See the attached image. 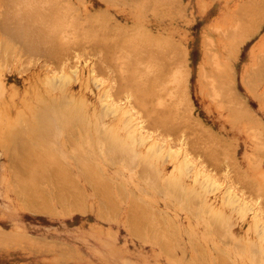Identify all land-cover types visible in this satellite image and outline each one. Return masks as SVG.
I'll use <instances>...</instances> for the list:
<instances>
[{
  "label": "rangeland",
  "instance_id": "rangeland-1",
  "mask_svg": "<svg viewBox=\"0 0 264 264\" xmlns=\"http://www.w3.org/2000/svg\"><path fill=\"white\" fill-rule=\"evenodd\" d=\"M53 1L39 3L53 5L50 13L42 7L48 14L44 21L29 23L39 22L42 31L32 29L35 35L29 28L35 35L28 41L32 45L26 42L27 48L19 39L10 49L2 45L7 30H1L0 0V229L6 233L0 232V264H264V73L255 72L259 55L264 59V0ZM236 27L255 32L230 55L224 47ZM178 48H185L187 61ZM214 50L222 59L230 55L231 86L246 111L233 110L232 91L212 94L207 76L209 69L216 70L213 63L208 68ZM59 80L67 81L64 87ZM70 97L83 101L84 125H48L35 118L47 106L55 104L52 109L59 110ZM111 106L117 112H106ZM102 128L110 129L131 151H109ZM17 140L32 145L22 156L36 161L35 166H20L26 160H19L22 153L17 151L23 145ZM33 147L41 159L36 154L35 160ZM90 165L96 169L93 176ZM36 173L40 178H33ZM170 178L183 191L199 194L201 203L196 201L199 195L193 202L172 195L165 186ZM75 182L80 193L74 192L79 189ZM34 191L42 194L35 197ZM53 191L56 197L67 195L56 201ZM45 195L55 213L23 209L27 196H32L30 203L41 204ZM67 196L64 210L58 203ZM70 201L84 212H69ZM213 213L221 222L211 220Z\"/></svg>",
  "mask_w": 264,
  "mask_h": 264
},
{
  "label": "bare ground",
  "instance_id": "bare-ground-1",
  "mask_svg": "<svg viewBox=\"0 0 264 264\" xmlns=\"http://www.w3.org/2000/svg\"><path fill=\"white\" fill-rule=\"evenodd\" d=\"M2 2H3V6L2 7H4V11L2 12L3 13V18H2V22H1V24H2V31H4L5 30V32H6V30H7V32L6 33H4V41H3V46L5 45L7 48H8V45H10L9 46V48L11 49L12 47H11V45H13V43H14V45H15V42L16 41H19V39H23L24 41H23V43H25L26 44V42H27V44H29L28 43V41H31V39H33V38H35V37H33V36H35L36 35V33H41L42 31H41V28L39 27L40 25H37L36 23L35 24H29V23H31V22H35L36 21V19L37 20H40V21H44V19L45 18H43V20H42V17H45V15L47 14V12H42V11H44V10H42V7H44V5H39V3L41 4L42 3V1H44V0H1ZM50 2H47V3H51V0H49ZM54 1H56V0H54ZM53 1V2H54ZM107 1V0H106ZM106 1L104 2L105 4H106ZM119 1V0H118ZM123 0H121V2H122ZM125 1V0H124ZM130 1V0H129ZM135 1V0H134ZM178 1V0H177ZM212 1V0H211ZM58 2H59V0H58ZM82 2V1H81ZM109 2H111V1H109ZM109 2H107V4H109ZM136 2V1H135ZM252 2V1H251ZM46 3V4H47ZM68 3V2H67ZM112 3V2H111ZM124 4H125V2H123ZM170 3V2H169ZM43 4V3H42ZM52 4H54V3H52ZM56 4V3H55ZM83 4V3H82ZM113 4H115L114 2H113ZM119 4H120V2H119ZM129 4H130V2H129ZM243 4V3H242ZM2 5V4H1ZM116 5V4H115ZM38 6H41V7H38ZM50 6H52L53 7V5H46V7H44V8H47L46 9V11H48L49 9L48 8H50ZM82 6V5H81ZM119 6V5H118ZM201 6V5H200ZM246 6V5H245ZM39 8V10L41 11V12H39V10L37 11L36 10V8ZM70 7V6H69ZM83 7V6H82ZM139 7V6H138ZM174 7V6H173ZM37 8V9H38ZM43 8V9H44ZM177 8V7H176ZM3 10V9H2ZM134 10V9H133ZM239 10H240V8H239ZM38 12L39 13H42V14H40V15H38ZM49 12V11H48ZM238 12V11H237ZM236 12V13H237ZM246 12V11H245ZM50 13V12H49ZM173 13V12H172ZM44 14V15H43ZM89 14V13H88ZM97 14V13H96ZM238 14V13H237ZM242 14H243V12H242ZM38 15V16H37ZM41 15H43V16H41ZM48 15V14H47ZM107 16V15H106ZM39 17L41 18V19H39ZM248 17V16H247ZM257 17V16H256ZM1 18V17H0ZM93 18H94V16H93ZM98 18H99V16H98ZM100 18H102L101 16H100ZM235 18V17H234ZM103 19V18H102ZM112 21H113V19H111ZM255 20H257V18L255 19ZM116 21V20H115ZM237 21V20H236ZM246 21V20H245ZM251 21V20H250ZM250 21H248V22H250ZM46 22V21H45ZM140 22H142V21H140ZM234 22H235V20H234ZM256 22V21H255ZM261 22V21H260ZM237 23V22H236ZM251 23H252V21H251ZM257 24H258V20H257V22H256ZM132 24V23H131ZM257 24H255V25H257ZM28 25H32V26H29L28 27ZM33 25H34V27H33ZM124 25H125V23H124ZM128 25V24H127ZM126 25V26H127ZM136 25L137 26H139L138 25V23L136 22ZM233 25H234V23H233ZM238 25V24H237ZM240 25V24H239ZM238 25V26H239ZM252 25V24H251ZM255 25H254V27H255ZM37 26V27H36ZM236 26V25H235ZM248 26H249V24H248ZM32 27V28H31ZM59 27V26H58ZM122 27V26H121ZM128 27V26H127ZM130 27V26H129ZM241 27H242V25H241ZM243 27H245V25L243 26ZM242 27V28H243ZM251 28L253 27V26H250ZM29 28H31L30 30L32 31V29H33V31H35L36 33H34L33 31H32V33L33 34H35V35H33V34H31V31L29 30ZM246 28H248V27H246ZM256 28V27H255ZM37 29H39L38 31H37ZM229 30H231V28H228ZM228 29H227V31H228ZM240 28H238V27H236L235 29H232L231 30V34L230 33H228L227 35V38H229L230 37V39H232V40H234V41H237L238 40V42H240V43H242L243 42V40H244V38L243 37H247V35H252L253 34V32H255V31H251L250 32V30L249 31H247L246 30V32L244 33V31L242 32V29H240L241 31H239V32H237V34L239 33V35H242L241 34V32L244 34V36L242 35V37L240 36V39H242L241 41H240V39H237V37H234V36H238L236 33V35L233 33V32H236L237 30H239ZM236 30V31H235ZM68 31V30H67ZM76 31V30H75ZM45 32V31H44ZM220 32V31H219ZM142 33V32H141ZM149 33V32H148ZM224 33H226V32H224ZM232 33H233V36H232ZM251 33V34H250ZM229 34H230V36H229ZM245 34H246V36H245ZM3 35V34H2ZM223 35V34H222ZM38 36H39V34H38ZM210 36V35H209ZM231 36H232V38H231ZM37 37V36H36ZM158 37V36H157ZM235 39H237V40H235ZM67 38V37H66ZM239 38V37H238ZM22 41V40H21ZM33 41V40H32ZM173 41V40H172ZM205 41V40H204ZM207 41V40H206ZM1 42V41H0ZM13 42V43H12ZM68 42H70V41H68ZM175 42V41H174ZM173 42V43H174ZM32 43V42H31ZM30 43V44H31ZM58 43V42H57ZM177 43V42H176ZM210 43V42H209ZM236 43V42H235ZM239 43V44H240ZM26 44V46H27V48L29 47L28 45ZM29 44V45H30ZM60 43H58V45H59ZM178 44V43H177ZM205 44H206V42H205ZM207 44H208V41H207ZM231 44V43H230ZM238 44V43H237ZM0 45H1V43H0ZM1 45V46H2ZM13 45V46H14ZM32 45V44H31ZM20 46V45H19ZM56 46H57V44H56ZM61 46V45H60ZM171 46H172V42H171ZM210 46H212V45H210ZM59 47V46H58ZM205 47V46H204ZM63 48H64V46H63ZM172 49V48H171ZM175 49H177V48H175ZM179 49V51L183 54V56H184V58H186L185 57V54H186V52H185V48H184V50L182 49V48H178ZM205 49H206V47H205ZM225 50H228V52H229V54L231 55L232 54V50L234 49V47L232 46L231 47V49H230V47L228 46V47H225L224 48ZM145 51V50H144ZM154 51V50H153ZM169 51H171V50H169ZM178 51V52H179ZM6 52V51H5ZM150 52V51H149ZM157 52V51H156ZM159 52H161V51H159ZM214 52V51H213ZM166 53V52H165ZM217 52H214V54H212L211 56L212 57H210L211 59L213 58H215L216 57V54ZM111 54V53H110ZM178 54V53H177ZM227 55V56H225L226 57V59L230 56V55ZM130 55V54H129ZM162 55V54H161ZM160 55V56H161ZM179 55H181L180 53H179ZM209 55V54H208ZM147 56V55H146ZM215 56V57H214ZM260 56L262 57V55H259V61L260 60H263V59H261L260 58ZM263 56H264V54H263ZM149 57V56H148ZM163 57H165L164 56V53H163ZM166 57H167V54H166ZM181 57H182V55H181ZM181 57H180V59H181ZM153 58V57H152ZM155 58V57H154ZM160 58H162V57H160ZM184 58L182 57V59L181 60H184ZM264 58V57H263ZM162 59H164V58H162ZM170 59V58H169ZM176 59V58H175ZM187 59V58H186ZM209 60V61H211L210 62V67H212V63H213V65L214 66H218L217 64H218V62L216 61L217 60V57H216V59H215V61L217 62V63H215L214 64V60ZM231 59V58H230ZM155 60V59H154ZM167 60V59H166ZM153 61V60H152ZM159 61H160V59H159ZM165 61V60H164ZM168 61V60H167ZM166 61V62H167ZM171 61H173V60H171ZM176 61V60H175ZM213 61V62H212ZM259 61H258V64H259ZM154 62V61H153ZM156 62H158V61H155V63ZM184 63H185V61H183ZM261 62V61H260ZM161 63V62H160ZM159 63V64H160ZM162 63H164V62H162ZM176 63V62H175ZM174 63V64H175ZM179 63V62H178ZM200 63V62H199ZM199 63H197V64H199ZM264 63V62H263ZM262 63V64H263ZM168 64H170V62L168 63ZM171 64L172 65H174L172 62H171ZM170 64V65H171ZM229 64V63H228ZM228 64L226 63V67H224L225 68V70H226V72H229V73H231L232 71L229 69V67H228ZM139 65V64H138ZM161 65V64H160ZM165 65V64H164ZM171 65V66H172ZM264 65V64H263ZM162 66V65H161ZM168 66V65H167ZM166 65H165V67H167ZM182 68H184V65H183V63H182ZM259 66V65H258ZM258 66H256V67H258ZM162 67H164V66H162ZM164 67V68H165ZM177 67V66H176ZM219 67V66H218ZM228 67V68H227ZM263 67V66H262ZM213 68V67H212ZM217 68V67H216ZM163 69V68H162ZM168 69V68H167ZM169 69H170V66H169ZM173 69V68H172ZM171 69V70H172ZM256 69V71L259 69V68H255ZM164 70H166V69H164ZM179 70V67H178V69H177V71ZM183 70V69H182ZM202 70V69H201ZM251 70V69H250ZM162 71V70H161ZM185 71V70H184ZM209 71V70H208ZM231 71V72H230ZM255 71V72H256ZM264 72V69L262 70L261 68H260V70L258 71V72H261L262 74H263V72ZM75 72V71H74ZM147 72V71H146ZM149 72V71H148ZM151 72H153V71H151ZM165 72L166 71H164V73H163V71H162V73L165 75ZM258 72H256V73H258ZM69 73V72H68ZM71 73V72H70ZM150 73V72H149ZM149 73H147V74H149ZM185 73H187V70L184 72V75H185ZM203 73V72H202ZM215 73L217 74V72H216V70H215ZM252 73V72H251ZM153 74V73H152ZM162 74V75H163ZM218 74H219V72H218ZM260 74V73H259ZM261 74V75H262ZM149 75H151V73L149 74ZM148 75V76H149ZM155 75V74H154ZM159 75H161V74H159ZM159 75H157V78H159V77H161V76H159ZM206 75V74H205ZM246 75V74H245ZM258 75V74H257ZM256 75V76H257ZM145 76H146V74H145ZM147 76V77H148ZM159 76V77H158ZM258 76H260V75H258ZM264 76V75H263ZM58 77H60V75L58 76ZM154 77V76H153ZM153 77H151L152 78V80L153 79H155L156 80V78H153ZM155 77H156V75H155ZM167 77V76H166ZM177 77V76H176ZM149 78H150V76H149ZM60 79V78H59ZM161 78H159V80H160ZM177 79H178V77H177ZM203 79V78H202ZM206 79H207V77H206ZM230 79V78H229ZM96 80V79H95ZM149 80V79H148ZM151 80V79H150ZM167 80V79H166ZM205 80V79H204ZM209 80L211 81L212 79H210L209 78ZM208 80V81H209ZM216 80V79H215ZM215 80H213V81H211V83H210V81H209V83L212 85V83L215 81ZM250 80V79H249ZM60 81L61 80H59V82H58V84L60 83ZM98 81V80H97ZM158 80H156V82H157ZM176 81V80H175ZM203 81V80H202ZM217 81V80H216ZM214 82L213 83V85L214 86H212V87H215V85H216V91H215V88L213 89V88H211V86H210V84H208L209 86H210V90H213L212 91V94L213 95H215V92H218V90H219V92H223L225 89L224 88H222L221 86H220V84H218L217 82ZM149 82V81H148ZM151 82V81H150ZM182 82H184V81H181V85H182ZM243 82H244V78H243ZM247 82V81H246ZM251 82V81H250ZM66 83H67V81H66ZM65 83V81H64V83H60V84H62L61 86L62 87H64V85L66 84ZM252 84L251 85H253V82H251ZM146 84V83H145ZM148 84V83H147ZM162 84V83H161ZM244 84H246L245 82H244ZM150 85V84H149ZM225 85V84H224ZM251 85H248V86H251ZM58 86H60V85H58ZM246 86H247V84H246ZM153 87V86H152ZM151 87V88H152ZM163 87V86H162ZM184 87V86H183ZM217 87H220L219 89H217ZM254 87V86H253ZM156 88H158V87H156ZM166 88V87H165ZM248 88V87H247ZM251 88H252V86H251ZM224 89V90H223ZM170 90V89H169ZM179 90V89H178ZM62 91V90H61ZM147 91H148V88H147ZM167 91V90H166ZM215 91V92H214ZM251 91V90H250ZM108 92V91H107ZM106 92V93H107ZM150 92V91H149ZM154 89H153V91L152 92H150V93H152V95H154ZM157 92V91H156ZM155 92V93H156ZM168 92V91H167ZM225 92V91H224ZM147 93V92H146ZM166 93V92H165ZM169 93V92H168ZM171 93V92H170ZM173 93V92H172ZM178 94V93H177ZM227 94V93H226ZM147 95H150V94H147ZM152 95H150V96H152ZM158 95H161V94H158ZM217 96L219 95V93L218 94H216ZM215 95V96H216ZM234 95V94H233ZM233 95H231L232 97H233ZM155 96H157L156 94H155ZM162 96V95H161ZM160 96V97H161ZM214 96V97H215ZM230 96V97H231ZM154 97V96H153ZM158 97V96H157ZM163 97V96H162ZM212 97V96H211ZM213 97V98H214ZM231 97V98H232ZM235 97V96H234ZM177 98V97H176ZM175 98V99H176ZM181 98V97H180ZM183 98V97H182ZM229 98V97H228ZM236 98V97H235ZM155 99V98H154ZM159 99V98H158ZM185 99V98H184ZM187 100H188V97L186 98ZM217 99V98H216ZM215 99V100H216ZM230 99V98H229ZM229 99H227V100H229ZM237 99V98H236ZM174 100V99H173ZM181 100V99H180ZM213 100V99H212ZM214 100V101H215ZM234 100V99H233ZM185 101V100H184ZM218 101V100H217ZM222 101H224V99L222 100ZM64 102V101H63ZM83 102V101H82ZM82 102H80V100H78V101H76L75 99H73V98H69L66 102H64L63 104H61V108L58 110V108H57V110L56 109H52L53 108V106H56L55 104H53L51 107L50 106H47V108H46V111L45 112H42L41 114L40 113H38V114H36V119L37 120H39V121H42V122H44L45 124H50V122H52V121H54L55 123H59L60 124V122H64L63 123V125L65 124V123H68V122H70L71 123V121H73L72 123H74V121H77L76 123L78 124V125H80V123H81V125H84L85 123L84 122H87L86 120H87V118H86V115H85V111H84V109L85 108H83V103ZM151 102H152V100H151ZM174 102H176V100L174 101ZM177 102H178V100H177ZM180 102H182V101H180ZM187 102H189V101H187ZM239 102V101H238ZM138 103V102H137ZM170 103H172V100L170 101ZM186 103V102H185ZM226 103H228V102H226ZM235 105H237V106H239L238 104H237V101L236 100H234V102H233ZM173 104V103H172ZM219 104V103H218ZM167 105H169V104H167ZM178 105V104H177ZM186 105H188L187 103H186ZM116 106V105H115ZM172 106V105H171ZM221 106V105H220ZM57 107V106H56ZM166 107V106H165ZM164 107V109H166ZM174 107V106H173ZM173 107H171V108H173ZM176 107H178V106H176ZM189 107V106H188ZM147 108V107H146ZM149 108V107H148ZM154 108V107H153ZM175 108V107H174ZM229 108V107H228ZM240 108H242V107H240ZM152 109V108H151ZM178 109V108H177ZM176 109V110H177ZM109 110H114L115 112H117V109L116 108H113L112 106H111V108H109L108 107V109H106V112L107 111H109ZM161 110V109H160ZM170 110H172L173 111V109H170ZM170 110H168L170 113H173V112H175V110L173 111V112H171ZM106 112L104 113V115H103V117L104 116H106ZM151 112V111H150ZM163 112H164V110H163ZM186 112V111H185ZM149 113V112H148ZM154 113V112H153ZM167 113V112H166ZM155 114V113H154ZM157 114V113H156ZM161 114V113H160ZM186 114V113H185ZM101 115V114H100ZM158 115V114H157ZM166 115V114H165ZM169 115V114H168ZM172 115V114H171ZM159 116V115H158ZM181 116V115H180ZM154 117V116H153ZM163 117V116H162ZM178 117V116H177ZM188 117V116H187ZM150 118V117H149ZM167 118V117H166ZM173 118V117H172ZM176 118V117H175ZM85 119V120H84ZM152 119V118H151ZM155 119H156V117H155ZM157 119H160V118H157ZM179 119V118H178ZM51 120V121H50ZM101 120H102V122L104 121V119H102L101 118ZM100 120V121H101ZM164 120V119H163ZM53 122V123H54ZM180 122V121H179ZM195 122H197V121H195ZM70 123H68V124H70ZM84 123V124H83ZM141 123V122H140ZM161 123V122H160ZM48 124V125H49ZM75 124V123H74ZM191 124V123H190ZM154 125V124H153ZM172 125V124H171ZM69 126V125H68ZM74 126V125H73ZM103 126H104V124H103ZM143 126V125H142ZM199 126H201V125H199ZM44 127V126H43ZM53 127V126H52ZM107 127V126H106ZM202 127H203V125H202ZM42 128V127H41ZM73 128V127H72ZM146 128V127H145ZM51 129V128H50ZM68 129H69V127H68ZM71 129V128H70ZM141 129V128H140ZM74 130V129H73ZM93 130V129H92ZM142 130V129H141ZM203 130V129H202ZM208 130V129H207ZM28 131H29V129H28ZM45 131H47L46 129H45ZM102 133H103V136H104V138H105V140L107 141V147H108V150L109 151H111V152H113V150L114 149H119V151L121 150V151H128V149H129V147L125 144V143H122V142H120L117 138H116V136H114L113 134V132L110 130V129H108V128H104V130H103V128H102ZM114 131V130H113ZM145 131H146V129H145ZM30 132V131H29ZM68 132V131H67ZM70 132V131H69ZM141 132V131H140ZM149 132V131H148ZM209 132V131H208ZM166 133H168V132H166ZM17 134L19 135V133L17 132ZM21 134V133H20ZM72 134H74V133H72ZM147 134V133H146ZM36 135V134H35ZM69 135V134H68ZM149 135V134H148ZM20 136V135H19ZM71 136V135H70ZM214 136V135H213ZM21 137V136H20ZM74 137V136H73ZM149 137V136H148ZM22 138H24L23 136H22ZM37 138V137H36ZM16 139V138H15ZM72 139V138H71ZM70 139V140H71ZM19 141H21L20 139H18ZM17 140V141H18ZM24 140V139H23ZM18 141V143H19V147L20 146H26V144L29 146L30 145V143H26L25 142V144H24V142H23V144H21V142H19ZM72 141H75V140H73L72 139ZM165 141V140H164ZM195 141V140H194ZM264 141V140H263ZM14 142V141H13ZM162 142V141H161ZM104 143V142H103ZM16 144L17 143H15V145H13V146H15L14 148L16 149ZM21 144V145H20ZM169 144V143H168ZM44 145V144H43ZM126 145V146H125ZM170 145V144H169ZM186 145V144H185ZM20 147V149L18 150V151H20V152H18L17 151V155H18V153L19 154H21V158L19 157V160L21 161H24L23 159H27L28 161H29V156H28V158H25V157H23L22 155H23V152H26L27 153V151H30L31 152V150H32V145H30V147H27V148H25V146L24 147ZM18 147V148H19ZM30 148H31V150H30ZM169 148H172V147H169ZM23 149H27V151H25V150H23ZM178 149V148H177ZM17 150V149H16ZM22 150H23V152H22ZM34 150H36V149H34V147H33V151ZM40 150H42V149H40ZM108 150H106V151H108ZM130 151H131V149H129ZM133 150V149H132ZM15 151V150H14ZM14 151L12 152V153H14ZM118 151V150H117ZM118 151V152H119ZM120 151V152H121ZM126 151V152H127ZM30 152L28 153V154H30ZM38 152V151H37ZM37 152L35 153V151H34V153L35 154H33L34 156V158H35V160H36V157H37V155L39 156V154H37ZM116 152V151H115ZM185 152V151H184ZM218 152V151H217ZM24 154L25 156L26 155H28V154ZM53 153V152H52ZM122 153V152H121ZM170 153V152H169ZM11 154V153H10ZM37 154V155H36ZM125 154V153H124ZM14 156L16 155V154H13ZM31 155V154H30ZM13 156V157H14ZM120 156V155H119ZM130 156V155H129ZM132 156V155H131ZM203 156V155H202ZM17 157V156H16ZM27 157V156H26ZM40 157V159L42 158L41 157V155L39 156ZM39 157H37V158H39ZM118 157V156H117ZM15 158V157H14ZM31 158V157H30ZM116 157H114V159H115ZM126 158V157H125ZM137 158L138 159H140L141 161H139L140 162V164H142V165H146V161L147 160H143V156L142 155H137ZM18 160V161H19ZM24 161L23 162V164L22 163H20V166L22 165V167L23 168H28L27 166H29L30 168L32 167V165H29V164H33L34 163V165L33 166H35V162L33 161V163H30L31 162V160L32 159H30V162H28V161ZM34 160V159H33ZM38 160V159H37ZM16 161V160H15ZM14 161V162H15ZM17 161V162H18ZM43 161H45V160H43ZM53 161V160H52ZM220 161V160H219ZM17 162H16V164H17ZM26 162V163H25ZM38 162V161H37ZM49 162V161H48ZM138 162V163H139ZM142 162V163H141ZM190 162V161H189ZM204 162V161H203ZM28 163V164H27ZM41 163V162H40ZM45 163V162H44ZM53 163V162H52ZM43 164V163H42ZM10 165V164H9ZM13 165L14 164H12V167H13ZM19 165V164H18ZM40 165V164H39ZM53 165V164H52ZM86 165V164H85ZM25 166V167H24ZM87 166V165H86ZM89 166V165H88ZM91 166V165H90ZM140 166V165H139ZM147 166V165H146ZM17 167V166H16ZM15 167V168H16ZM20 168V170H19V172H22L21 171V169H23V168ZM56 167V166H55ZM144 167V166H143ZM50 168V167H49ZM93 168V169H92ZM152 168H153V166H152ZM13 169H14V167H13ZM18 169V168H17ZM34 169V168H33ZM36 169V168H35ZM38 169V168H37ZM41 169V168H40ZM39 169V170H40ZM46 169H47V167H46ZM154 169V168H153ZM152 169V170H153ZM24 170H26V169H24ZM82 170V169H81ZM88 170H90V172L91 171H94L95 170V172H96V169L94 168V167H90V169L88 168ZM87 169L86 170H84V172L86 171H88ZM15 171V170H14ZM17 171V170H16ZM33 171H35V170H33ZM41 171V170H40ZM59 171V170H58ZM62 171V170H61ZM150 171V170H149ZM154 171V170H153ZM50 172V171H49ZM89 172V173H90ZM98 172V171H97ZM141 172H142V170H141ZM18 173V172H17ZM24 173H27V172H25V171H23V173H20V174H23L24 175ZM30 173V172H29ZM52 173V172H51ZM61 173V172H60ZM92 173L93 172H91V175H92ZM19 174V173H18ZM41 174V173H40ZM45 174V173H44ZM65 174V173H64ZM83 174H85V173H83ZM145 174V173H144ZM15 175H16V173H15ZM23 175H21V176H23ZM26 175V174H25ZM28 175V174H27ZM31 175H32V173H31ZM35 176L33 177V178H35L36 177V175H37V178L39 177L40 178V175L38 176V173H36V174H34ZM18 176V175H17ZM45 176V175H44ZM58 176V175H57ZM72 176V175H71ZM70 176V177H71ZM88 176H89V174H88ZM93 176V175H92ZM91 176V177H92ZM146 176V175H145ZM150 176V175H149ZM155 176V175H154ZM48 177V176H47ZM55 177V176H54ZM85 177L87 178V175L85 174ZM90 177V176H89ZM90 177V178H91ZM94 177H95V179H97L98 178V176H96V173H95V175H94ZM93 177V178H94ZM101 179H102V177L101 176H99ZM15 178V177H14ZM30 178H31V180L33 181V178H32V176H30ZM65 178V177H64ZM68 178V177H67ZM72 178V177H71ZM86 178H85V180H86ZM100 178H99V181H100ZM16 179V178H15ZM19 179V178H18ZM20 179H22L21 177H20ZM48 179V178H47ZM54 179V178H53ZM57 179V178H56ZM73 179V178H72ZM71 179V181L74 183V179L72 180ZM92 179V178H91ZM95 179H92V180H94L95 181ZM216 179V178H215ZM25 180H26V178H25ZM27 180H29V179H27ZM35 180V179H34ZM63 180H65V179H63ZM166 180V179H165ZM174 180V179H173ZM171 178H170V180L169 181H171V182H168V181H166L165 183H166V188H168V190H169V192L172 194V195H174L175 197H177V198H183V197H185V199L186 200H189V201H194V199H196L197 198V196L199 195V194H197L196 192H194L193 190H187V191H183L181 188H180V186H179V184H178V182H176V181H173ZM20 181V180H19ZM31 181V182H32ZM36 181V180H35ZM66 181V180H65ZM64 181V182H65ZM68 182L70 181L69 180V178H68V180H67ZM88 181V180H87ZM91 181V180H90ZM89 181V182H90ZM24 182H26V181H24ZM23 182V183H24ZM95 182H98L97 180L95 181ZM102 183H104V180H102L101 181ZM100 182V183H101ZM168 182V183H167ZM17 183V182H16ZM34 182H32V184L30 183L29 185H30V188H31V190H32V187H34L35 185L33 184ZM61 183V182H60ZM92 183V182H91ZM94 183V182H93ZM214 183H215V181H214ZM18 185H19V183H17ZM25 184V183H24ZM47 184V183H46ZM53 184H54V182H53ZM53 184H51V185H53ZM71 184V182L69 183V185ZM87 184V183H86ZM97 184V183H96ZM26 185V184H25ZM29 185L27 186V187H29ZM32 185V186H31ZM41 185H42V183H41ZM55 185V184H54ZM53 185V186H54ZM61 185V184H60ZM67 185V184H66ZM73 185V184H72ZM74 185H76L77 186V188H79V186L77 185V183L75 182V184ZM94 185H95V183H94ZM105 185V184H104ZM103 185V186H104ZM20 186V185H19ZM26 187V186H25ZM24 187V188H25ZM27 187L25 188L27 191L28 190H30V188L29 189H27ZM38 187V186H37ZM59 187V186H58ZM60 187H63L62 185L60 186ZM59 187V188H60ZM73 187V186H72ZM118 187V186H117ZM158 187V186H157ZM230 187V186H229ZM18 188H21V187H18ZM39 188V187H38ZM57 188V187H56ZM64 188V187H63ZM62 188V189H63ZM66 188V187H65ZM94 188V187H93ZM97 187H95V189H96ZM22 189V188H21ZM35 189V188H34ZM55 189V188H54ZM58 189V188H57ZM67 189H68V187H67ZM73 189H76V188H73ZM105 189V188H104ZM108 189V188H107ZM106 189V191H108ZM25 190V191H26ZM30 190V191H31ZM36 190H38V189H36ZM80 190V188L77 190H74V192L75 191H79ZM26 191V192H27ZM57 191V190H56ZM59 191V190H58ZM69 191H71L70 189H69ZM105 191V190H104ZM39 192V191H38ZM38 192L36 193V194H38ZM52 192V191H51ZM63 192H64V190H63ZM237 192V191H236ZM25 193V192H24ZM34 193H35V191L33 192V195H34ZM40 194H42V191H40L39 192ZM43 193H44V191H43ZM53 193H54V191H53ZM59 193V192H58ZM79 193H80V191H79ZM107 193V192H106ZM106 193H103V194H106ZM234 193V192H233ZM26 194V193H25ZM35 194V195H36ZM121 194V193H120ZM237 194V193H236ZM26 195H28V192H27V194ZM34 195V196H35ZM44 195V194H43ZM50 195V194H49ZM54 195H55V193H54ZM59 195H61L60 193H59ZM57 196V197H59L58 198V200L56 199L57 197H56V195H55V197H53L54 198V200L56 199V201H61L60 200V196ZM66 195H67V191H66ZM66 195H61L62 197H61V199H63L64 198V196H66ZM70 195H71V193H70ZM76 195V194H75ZM81 195H82V193H81ZM97 195V194H96ZM170 195V194H169ZM23 196V195H22ZM39 196V195H38ZM68 196H69V193H68ZM68 196H67V200H65V201H62V202H59L58 204H60L61 205V208L62 209H64L63 208V206L64 205H62V203L64 204V202H68ZM74 196V195H73ZM77 196V195H76ZM101 196H103V195H101ZM173 196V197H174ZM200 196V195H199ZM238 196V195H237ZM28 197V198H27ZM26 198L27 199H24L25 201V203L23 204L24 205V207H23V209H26V210H28V211H32L33 213H36V211H39V212H41V213H43L42 212V210L45 212V211H47L46 210V208L47 209H49L47 212L48 213H52V207H50L51 208V211H50V208H49V206H51L50 204L48 205V203L49 202H47V200L49 199L48 198V196H46L45 195V197L42 199V201H41V204L43 203L44 205L40 208L39 206H41L40 204H38V203H36L35 204V202H34V204L36 205V206H34L32 203H30V202H28L27 200L30 198V200L32 199L30 196H27ZM36 197V196H35ZM43 197V196H42ZM71 197V196H70ZM69 197V198H70ZM82 197H84V196H82ZM105 197H107V195L105 196ZM105 197H103V199L105 198ZM195 197V198H194ZM240 197V196H239ZM73 198H76V197H73ZM77 198H79L78 196H77ZM76 198V199H77ZM122 198V197H121ZM233 198V197H232ZM235 198V197H234ZM237 198V197H236ZM235 198V199H236ZM38 199V198H37ZM36 199V200H37ZM65 199V198H64ZM63 199V200H64ZM80 199H81V197H80ZM102 199V198H101ZM124 199V198H123ZM130 200H131V198H129ZM234 199V200H235ZM22 200V199H21ZM43 200H44V202H43ZM82 200V199H81ZM107 200V199H106ZM197 200H199L200 202L199 203H201V196H200V198L198 197L197 199H196V201ZM232 200V199H231ZM233 200V201H234ZM33 201V200H32ZM39 201V200H38ZM47 202V204H46V202ZM71 201H72V199H71ZM70 201V203H68V205L69 206H71L70 208H69V212H73V211H75V212H77L78 211V213L80 212V213H82V212H84V209L82 208V206L80 207L79 205H76V203H75V205H73L72 204V202ZM76 201V200H75ZM80 201V200H79ZM85 201V200H84ZM105 203H106V201L105 200H103ZM192 201V202H193ZM29 204L28 205V207H27V205H25V204H27V203ZM77 202V204H79V203H82V202H78V201H76ZM102 202V201H101ZM103 202V204L105 205V203ZM107 202H108V200H107ZM114 202V201H113ZM131 202V201H130ZM136 203H138L137 201H135ZM109 203V202H108ZM133 203V207H134V201L132 202ZM178 203V202H177ZM30 204H32V205H30ZM46 204V205H45ZM67 204V203H66ZM112 204V203H111ZM38 205V206H37ZM132 205V204H131ZM31 206V207H30ZM45 206V207H44ZM68 206V207H69ZM105 206H107V205H105ZM113 206H115V205H113ZM137 206V204L135 205V207ZM254 206V205H253ZM26 207V208H25ZM59 207V206H58ZM65 207H66V205H65ZM67 207V208H68ZM133 207H130V209H132ZM190 207V206H189ZM38 208H40V209H38ZM45 208V209H44ZM185 208V207H184ZM200 208V207H199ZM82 209V210H81ZM135 209V208H134ZM190 209V208H189ZM65 210V209H64ZM64 210H62L63 212H64ZM112 210V209H111ZM114 210V209H113ZM128 210V209H127ZM206 210V209H205ZM82 211V212H81ZM38 212V213H39ZM66 212V211H65ZM46 213V212H45ZM45 213H43V214H45ZM53 213H55V212H53ZM52 213V214H53ZM79 213V214H80ZM130 213V212H129ZM131 213H132V211H131ZM136 213V212H135ZM150 213V212H149ZM40 214V213H39ZM47 214V213H46ZM51 214V215H52ZM66 215H68V212H66L65 213ZM194 214V213H193ZM48 215H50V214H48ZM54 215H56V214H54ZM115 215V214H114ZM198 215V214H197ZM127 216H130V214L129 215H127ZM209 217H211L212 219L211 220H220V222H221V217H220V215L219 214H217V213H213V214H211V216H209ZM131 219V218H130ZM134 220H136V219H134ZM215 220H214V223H215ZM262 220V219H261ZM131 221H133V220H131ZM130 220H128L127 222H131ZM159 221V220H158ZM126 222V223H127ZM218 223V222H217ZM131 225V224H130ZM221 225V224H220ZM128 226V225H127ZM135 227V226H134ZM215 227V226H214ZM221 227V226H220ZM136 228V227H135ZM135 228L133 229L134 231H137V230H135ZM129 229H131V228H129ZM162 229V228H161ZM16 230V229H15ZM20 230V229H19ZM260 230V229H259ZM130 231V230H129ZM0 232L2 233V236H4L5 235V232H4V230H2V229H0ZM166 232V231H165ZM0 233V234H1ZM4 233V234H3ZM11 233V232H10ZM135 233V232H134ZM139 233V232H138ZM130 234H132V232L130 233ZM140 234V233H139ZM17 235V234H16ZM133 235V234H132ZM138 234H135V237L137 236ZM140 235H143V234H140ZM1 236V235H0ZM1 236V237H2ZM6 236V235H5ZM19 236V235H18ZM17 237V236H16ZM16 237H14V238H16ZM139 237V236H138ZM8 238V237H7ZM11 238V237H10ZM9 238V239H10ZM20 238V237H19ZM22 238V237H21ZM8 239V240H9ZM143 239V238H142ZM141 239V237H140V240H142ZM158 239V238H157ZM36 240V239H35ZM40 240V239H39ZM139 240V239H138ZM23 242H25V241H23ZM248 242V241H247ZM7 243V242H6ZM56 243V242H55ZM15 244V243H14ZM32 244V243H31ZM28 245V244H27ZM39 245V244H38ZM25 246V245H24ZM43 246H44V244H43ZM46 246V245H45ZM66 246V245H65ZM247 246V245H246ZM33 247V246H32ZM41 247V246H40ZM163 247V246H162ZM162 247H161V249H162ZM248 247H249V244H248ZM180 253V252H179ZM168 254V253H167ZM171 254V253H170ZM220 254V253H219ZM229 254V253H228ZM257 255V254H256ZM263 255H264V252H263ZM169 256V255H168ZM171 257V256H170ZM169 257V258H170ZM218 257V256H217ZM174 258V257H173ZM222 258V257H221ZM224 258V257H223ZM103 260V259H102ZM106 260V259H105ZM223 260V259H222ZM222 260H220V261H222ZM227 260V259H226ZM175 261V260H174ZM176 262V261H175ZM236 263V262H235Z\"/></svg>",
  "mask_w": 264,
  "mask_h": 264
},
{
  "label": "crops",
  "instance_id": "crops-1",
  "mask_svg": "<svg viewBox=\"0 0 264 264\" xmlns=\"http://www.w3.org/2000/svg\"><path fill=\"white\" fill-rule=\"evenodd\" d=\"M1 4H2V6H3V2L1 1ZM236 31V30H235ZM239 31H241V30H237L236 32H233L234 34L236 33L237 34V32H239ZM244 31V33L246 32V30H242V32ZM241 32V34L244 36V34ZM230 34H231V31L229 32ZM233 33H232V36H233ZM4 34V33H3ZM230 34H229V36H230ZM235 34V35H236ZM251 34V33H250ZM238 36H234V37H237V39H240V36L242 37V35H239V33L237 34ZM228 36V35H227ZM232 36H231V38H232ZM245 36H246V34H245ZM249 36L250 35H247V37H243L244 38V40H243V42L247 39V38H249ZM233 37V38H234ZM239 37V38H238ZM235 39V38H234ZM237 39H235V40H237ZM242 39H240V41H241ZM236 42V43H235ZM242 42V41H241ZM242 42V43H243ZM231 43V44H230ZM238 43V44H237ZM240 42H238V40L237 41H234V40H232V39H230V37H229V43H228V46L230 47V49H231V47L233 46L234 47V49L232 50V53H234V55H236V53H237V51H238V46L240 45V44H242V43H240ZM228 46H226V47H228ZM225 48V47H224ZM260 51H262V49L260 50ZM214 52H217V51H215L214 50ZM214 52H212V54H214ZM225 52V51H224ZM211 54V55H212ZM216 57H217V62H218V66H216L215 67V69H216V72H217V74L215 73V70H212V69H209V71H208V76L207 77H209L210 79H212L211 81H213V80H215L218 84H220V86L222 87V88H224L223 90L225 91V92H230V91H232V93H231V95H233V97L235 96L236 98H237V95H238V93L236 92V90L233 88V86H231V79H233V72H231V73H229V72H226V70H225V68L224 67H226V63L228 62L227 61V59H230L231 57H228L227 59H226V57H225V55L223 56V59L221 58V52H217L216 54ZM215 57V56H214ZM216 57L213 59L214 60V64L215 63H217L216 61H215V59H216ZM224 57H225V59H224ZM235 57V56H234ZM261 57V56H260ZM211 59V60H212ZM185 60L187 61V59L185 58ZM210 59H208V68H210V62L211 61H209ZM260 61H264V59L263 60H260ZM260 61H259V63H260ZM259 65V64H258ZM257 68H259L256 72H258L259 70H260V67L258 66ZM218 72H219V74H218ZM263 72V71H262ZM262 74L261 72H258V74ZM264 73V72H263ZM230 76V77H229ZM229 78H231V79H229ZM211 81H210V83H211ZM214 81V82H215ZM213 82V83H214ZM209 83V84H210ZM213 83H212V85L210 84V86H211V88H215V91H216V85H215V87H212V86H214L213 85ZM215 84V83H214ZM225 84V85H224ZM220 87H217V89H219ZM221 89V88H220ZM222 90V89H221ZM213 90H211V92H212ZM214 91V92H215ZM223 91V92H224ZM219 93V90H218V92H215V95L216 94H218ZM217 96V95H216ZM232 97V96H231ZM234 97V100H236L237 101V104L239 105V106H237V105H235L234 104V106H235V108L233 109V110H236L237 111V109H240V110H243V111H246L244 108H240L241 106V102L238 100V98L236 99ZM230 98V97H229ZM239 101V102H238ZM234 102V101H233ZM237 108V109H236ZM235 111V112H236ZM248 114V113H247ZM248 117H249V114H248ZM28 198V197H27ZM26 198V199H27ZM25 201V200H24ZM28 202H31L32 200H30V198L27 200ZM25 203V202H24ZM27 203V202H26ZM34 206H35V204H34V202L32 203ZM32 204H30V205H32ZM25 205H27V207H28V203L27 204H25ZM41 205V204H40ZM24 207V206H23ZM31 207V206H30ZM26 208V207H25ZM38 209H40V208H38ZM26 210V209H25ZM30 212H32L31 210H30ZM39 211H36V213H38ZM42 212L44 213V211L42 210ZM33 213V212H32ZM39 213H41V212H39ZM42 213V214H43ZM6 234V233H5Z\"/></svg>",
  "mask_w": 264,
  "mask_h": 264
}]
</instances>
